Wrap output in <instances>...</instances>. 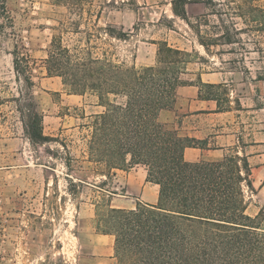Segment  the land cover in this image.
I'll return each mask as SVG.
<instances>
[{"label":"rangeland","instance_id":"rangeland-1","mask_svg":"<svg viewBox=\"0 0 264 264\" xmlns=\"http://www.w3.org/2000/svg\"><path fill=\"white\" fill-rule=\"evenodd\" d=\"M59 1L55 4L53 0H5L4 11L0 5L2 51L9 48L12 54L15 52L18 64L14 68L23 80V91L16 99H0V264H112L115 261L113 250L106 248L105 238L95 228L96 204L101 203L99 212H102L104 204H111L114 196L76 180L85 175L84 169H80L85 164L78 157L80 149L86 146L85 141L77 130L68 126L71 120L63 122L56 118L65 110L49 100L41 99L40 105L37 94H30L31 85L25 80L29 76L35 86L45 67L43 61L52 36L60 41L64 36L62 45L80 56L90 52V45L94 46L88 44L90 16L100 0ZM189 1L204 2L208 16L192 20L187 16L186 20L173 17L169 1L161 0L158 7L141 9L137 20L134 7L138 3L140 7L145 5L141 0H124L129 10L124 11L123 19L135 21V28L128 32L133 35L129 53L134 49L133 44L142 45L136 40L152 33L156 37L177 39L179 45L188 44L187 40L194 34L198 38L197 49L225 52V57L235 51L241 66L248 65L249 56L255 57L260 67L256 91L239 86L233 104L239 108L235 130L250 153L255 148L250 145L249 133L257 132V139L264 140V32L256 31L255 23L247 18L234 15L238 0ZM257 5L264 9V0ZM158 16L160 25L150 26V19ZM201 41L207 44V49ZM144 46L147 53L152 51L149 45ZM249 52L255 53L249 55ZM14 57L13 54V60ZM1 61L3 65V57ZM124 61L133 64L131 56ZM32 100L43 114V133L51 138L43 144L31 143L23 128L22 115L27 113ZM85 121L90 125L92 119ZM259 158L251 163L264 161V156ZM103 169L99 166L92 170L100 173ZM250 179L252 189L243 184V193L248 202L247 213L254 216L264 207V187L260 189L264 185V170L252 169ZM101 193L108 197L98 200Z\"/></svg>","mask_w":264,"mask_h":264},{"label":"trees","instance_id":"trees-1","mask_svg":"<svg viewBox=\"0 0 264 264\" xmlns=\"http://www.w3.org/2000/svg\"><path fill=\"white\" fill-rule=\"evenodd\" d=\"M187 1L172 0L174 13L185 20ZM260 1L238 0L234 15L264 32ZM4 4L0 0L2 11ZM157 44L156 64L137 67L91 52L80 56L52 36L43 61L46 76L61 77L68 93H94L104 106L90 124L92 159L109 170L143 164L147 180L159 185L156 204L128 210L107 203L102 212L101 203L96 204V231L114 237L112 264H264V207L249 215L243 193V184L252 189L247 157L232 154L218 163L187 162L184 148L198 143L158 121V112L173 105L176 86L183 83L179 73L187 53L166 41ZM25 80L33 84L29 76ZM204 97L214 94L206 90ZM42 119L32 100L22 123L33 144L51 140L43 133Z\"/></svg>","mask_w":264,"mask_h":264},{"label":"crops","instance_id":"crops-1","mask_svg":"<svg viewBox=\"0 0 264 264\" xmlns=\"http://www.w3.org/2000/svg\"><path fill=\"white\" fill-rule=\"evenodd\" d=\"M119 1L100 0L97 10L90 16L92 23L89 26L88 44L94 43V46L90 45V52L100 58L114 57L120 61L131 56L135 66L143 67L156 64L159 41H166L170 46L184 50L187 53L186 61L179 73V79L183 83L176 86L173 105L158 112V121L168 129L176 131L182 138L195 140L198 143L196 146L184 148L183 156L187 162L218 163L228 155L238 154L247 157L251 170H264V161L251 163L254 158L260 160L259 157L264 156V140L257 139V132L249 133L250 145L255 149L247 153L243 137L235 130L236 114L239 112V108L233 106L236 96H238L236 91L239 86H247L250 90L252 87L254 92L256 91L257 73H259L260 67L258 68L255 57L249 56L248 65L241 66L240 57L235 51L228 52V57H225V52H208L204 49H197L198 38L194 34L191 35L190 40H187L188 44L179 45L177 39L156 37L152 33L149 37L136 40L142 45L133 44L134 49L129 53V41L133 35L128 32L135 28V21L126 22L123 19V15L126 14L124 11L129 10L126 7L128 4L124 0ZM141 1L145 5L144 7H140V3H138L139 6L134 7L137 12V20L140 18L141 9L158 7L161 0H151L146 3L144 0ZM164 1H169L168 5L171 8L172 16L180 18L173 11L172 0ZM184 10L188 19L191 20L208 16L207 6L201 1L188 0L184 5ZM172 16H168V18ZM150 21L152 27L160 25L158 23L159 16L155 20L150 19ZM179 29L177 28V30ZM139 30L137 28L138 32ZM177 30L176 34L181 36ZM119 32H126V38L117 37ZM128 36L129 38H127ZM62 39L64 41V36ZM145 44L149 45L152 51L147 53ZM254 53L249 52V55ZM2 57L4 58L3 65ZM22 82V78L20 75L18 76L14 68L11 50L7 48L2 51L0 32V99H16L23 91ZM34 87H36L35 90H33ZM25 90L26 86H24ZM206 90L212 91L214 98H205ZM33 93L37 94L36 97L40 105L42 104L41 99H44L51 101L57 108L64 109V113L58 114L56 118L63 122L67 119L71 120L72 123L68 126L77 130L81 140L85 141V148L80 149L78 154L80 161L85 164L80 168L84 169L85 175L76 178V180L113 195L114 197L110 199L111 207L129 210L135 209L138 204L157 203L159 185L147 180L145 165L134 164L129 167L109 170L103 162L94 161L89 157L87 145L91 126L89 121L85 120L92 119L94 115L102 113L105 109L99 104L96 94L89 92L84 94L68 93L61 77L46 76L45 67H43L41 76L37 78L35 86H30V94ZM75 111L82 112L84 116L75 114ZM99 166L104 168L103 172L97 173L92 170ZM261 187L260 189H263L264 185ZM103 196L108 197L107 194L102 193L96 197L100 200ZM102 236L105 238L106 248L113 250L112 235L102 234Z\"/></svg>","mask_w":264,"mask_h":264},{"label":"bare ground","instance_id":"bare-ground-1","mask_svg":"<svg viewBox=\"0 0 264 264\" xmlns=\"http://www.w3.org/2000/svg\"><path fill=\"white\" fill-rule=\"evenodd\" d=\"M106 242H108V241L106 240Z\"/></svg>","mask_w":264,"mask_h":264}]
</instances>
